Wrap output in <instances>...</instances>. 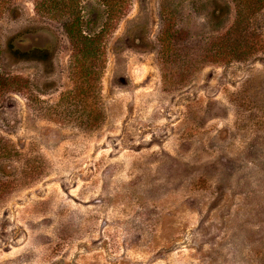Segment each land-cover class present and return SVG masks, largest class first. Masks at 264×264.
<instances>
[{
  "label": "rangeland",
  "instance_id": "obj_1",
  "mask_svg": "<svg viewBox=\"0 0 264 264\" xmlns=\"http://www.w3.org/2000/svg\"><path fill=\"white\" fill-rule=\"evenodd\" d=\"M193 1L167 54L161 0H132L88 102L64 19L34 0L0 17V73L23 78L0 85V264H264V8L238 56L213 41L234 15ZM10 36L53 45V65L15 62Z\"/></svg>",
  "mask_w": 264,
  "mask_h": 264
},
{
  "label": "trees",
  "instance_id": "obj_2",
  "mask_svg": "<svg viewBox=\"0 0 264 264\" xmlns=\"http://www.w3.org/2000/svg\"><path fill=\"white\" fill-rule=\"evenodd\" d=\"M132 0H87V4L97 6V17H102V27L93 33L85 32L84 0H34L36 12L49 19H64V28L72 41L74 52L70 61V71L75 79V89L71 92L75 99L90 101L99 89L100 76L105 66V44L102 34L111 32L117 21L123 18L131 7ZM183 0H161V31L159 41L161 50L167 54L178 50L175 42L179 39V6ZM206 0H194L203 3ZM211 4V17L223 20L233 14L231 25L216 35L213 41L227 46L232 54H246L257 49L250 34V19L264 8V0H207ZM86 5V4H85ZM13 0H0V17L3 14H14L17 11ZM93 11H91L92 15ZM89 16V15H88ZM17 36V35H16ZM10 36L5 41V50L15 62L37 61L44 67L53 65L55 50L53 45H42L32 37L29 43H23L19 37ZM23 78L10 74L3 77L0 73V85L7 89L22 90ZM3 86V87H4ZM22 87V88H20ZM98 88V89H97ZM94 107V104H92Z\"/></svg>",
  "mask_w": 264,
  "mask_h": 264
}]
</instances>
